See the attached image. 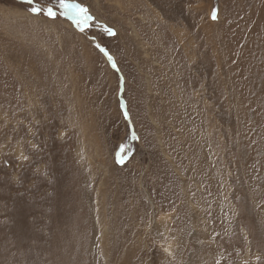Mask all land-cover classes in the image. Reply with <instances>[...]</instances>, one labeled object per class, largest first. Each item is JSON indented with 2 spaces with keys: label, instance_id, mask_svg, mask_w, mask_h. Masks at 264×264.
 Segmentation results:
<instances>
[{
  "label": "rangeland",
  "instance_id": "rangeland-1",
  "mask_svg": "<svg viewBox=\"0 0 264 264\" xmlns=\"http://www.w3.org/2000/svg\"><path fill=\"white\" fill-rule=\"evenodd\" d=\"M141 1L175 37L126 0H78L84 33L0 0V264H264V0Z\"/></svg>",
  "mask_w": 264,
  "mask_h": 264
},
{
  "label": "snow or ice",
  "instance_id": "snow-or-ice-1",
  "mask_svg": "<svg viewBox=\"0 0 264 264\" xmlns=\"http://www.w3.org/2000/svg\"><path fill=\"white\" fill-rule=\"evenodd\" d=\"M24 2L28 5V11L36 17L43 16L50 20H56L57 18H64L71 21L72 25L81 33H84L89 27H91V23L94 20V17L90 14L89 9L84 6L82 3L78 2V0H24ZM218 9L213 8L211 13V19L217 20L218 18ZM110 36H114L116 33L110 27L105 26L103 29ZM97 49L102 52L111 63L112 67L119 71L117 65L113 59V57L108 53L107 49L102 47L100 44H96ZM122 108H125L123 113L126 121L130 120L129 113L126 110L124 104H121ZM134 139H138L133 135ZM130 149L121 145L119 151L117 152V163L123 164L125 159L127 158V153ZM27 159V157H23ZM166 252L169 255H172L170 249L166 248Z\"/></svg>",
  "mask_w": 264,
  "mask_h": 264
},
{
  "label": "bare ground",
  "instance_id": "bare-ground-1",
  "mask_svg": "<svg viewBox=\"0 0 264 264\" xmlns=\"http://www.w3.org/2000/svg\"><path fill=\"white\" fill-rule=\"evenodd\" d=\"M116 4V3H115ZM161 11H163L164 13L166 12V16L168 17V18H173L174 16H168V11H170L171 10V7L170 6H168L167 4H165L164 6H161ZM144 11V10H147V12H146V14L149 16V22H148V25L149 24H157V27H156V29L155 30H152V31H150V29L149 30H147L146 28H147V22L145 21H143L141 24H140V29L144 32L143 33V35H144V37L145 38H150L151 39V41L152 42H154V41H156V42H158V43H160V38H159V33L161 32V33H165V32H168V33H170L172 36L174 35V37H175V32L174 31H172V32H170V30H171V28H172V25L174 24V21L173 22H168V20H170V19H168L167 18V21L166 20H162V18H161V15H160V13H159V11L158 10H155L154 8H151V7H149L148 6V4L145 2H142L141 0H126V3L124 4V8H123V12L124 11ZM122 12V13H123ZM134 13V12H133ZM142 15V14H141ZM143 17L142 18H144V15H142ZM145 19V18H144ZM128 21V20H127ZM151 26V25H150ZM179 32H181V31H176V40H175V42L177 43V44H181V45H183V43H181L180 42V33ZM121 33H122V31H121ZM138 33V32H137ZM135 34H136V31H135ZM173 40V39H172ZM174 41V40H173ZM157 44V43H156ZM170 46V45H169ZM132 49V48H131ZM135 50V49H134ZM163 50V49H162ZM179 50H180V53L182 54V55H185L184 53H185V51H187V49L186 48H179ZM133 51V50H132ZM155 52V51H154ZM137 53V52H136ZM174 53V52H173ZM147 54V53H146ZM161 54V53H160ZM172 55V54H171ZM190 55V54H189ZM160 56V55H159ZM176 56H179V55H176ZM164 57V56H163ZM185 57V56H184ZM145 58V57H144ZM160 58H162V57H160ZM175 58H177V57H175ZM186 58H189V59H191V56H189V57H186ZM156 59H159V58H156ZM155 59V60H156ZM145 60V59H144ZM167 60V59H166ZM175 61V60H174ZM180 60L178 59V62H179ZM158 62V61H157ZM163 62V61H162ZM168 62V61H167ZM166 62V63H167ZM183 63V62H182ZM160 64H161V62H160ZM172 65H176L175 63H171ZM192 64H193V62L191 61L190 62V66H192ZM164 65V64H163ZM167 65V64H166ZM171 66V65H170ZM179 66V65H178ZM165 67H167V66H165ZM180 67V66H179ZM151 68V67H150ZM157 68V67H156ZM159 69V68H158ZM168 69V68H167ZM170 69V68H169ZM181 69H182V67H181ZM157 70V69H156ZM163 70V69H162ZM186 70V69H185ZM165 71V70H164ZM159 72V71H158ZM178 72V71H177ZM183 72V71H182ZM151 74V73H150ZM164 75V74H163ZM167 75H168V73H167ZM178 75V74H177ZM152 76V75H151ZM159 76V75H158ZM157 76V77H158ZM153 77V76H152ZM156 77V78H157ZM160 77V76H159ZM170 79H172V78H170ZM182 79V78H181ZM151 80V79H150ZM156 80V79H155ZM177 80V79H176ZM158 81H160V80H158ZM165 81V80H164ZM163 81V82H164ZM167 81V80H166ZM170 81H172V80H170ZM157 82V81H156ZM168 82V81H167ZM180 82V81H179ZM169 83V82H168ZM173 83V82H172ZM164 84V83H163ZM176 84V83H175ZM159 85V84H158ZM181 85V84H180ZM179 85V86H180ZM151 86H152V84H151ZM154 86V85H153ZM152 88V87H151ZM156 88V87H155ZM170 88V87H169ZM168 88V89H169ZM172 89V88H171ZM158 90V89H157ZM162 90H163V88H162ZM173 90V89H172ZM171 91V90H170ZM169 92V91H168ZM172 92V91H171ZM176 92H177V90H176ZM173 93V92H172ZM157 94V93H156ZM159 94V93H158ZM165 94V93H164ZM169 94V93H168ZM162 95V94H161ZM148 96H149V94H148ZM152 96V95H151ZM150 96V97H151ZM158 96V95H157ZM168 96V95H167ZM145 97H147V96H145ZM156 97V96H155ZM165 98V97H164ZM170 98V97H169ZM167 100V99H166ZM171 100V99H170ZM155 101H156V98H155ZM167 102H168V100H167ZM149 103V102H148ZM163 103V102H162ZM153 105H154V103H153ZM166 105H168V104H166ZM175 105V104H174ZM156 106V105H155ZM160 106V105H159ZM151 107V106H150ZM168 107V106H167ZM173 107V106H172ZM172 107H170V108H172ZM159 110V109H158ZM162 110H164V109H162ZM177 110V109H176ZM147 111V110H146ZM185 111V110H184ZM158 112H160V111H158ZM163 112V111H162ZM154 113H155V111H154ZM168 113V112H167ZM170 113V112H169ZM193 113V112H192ZM157 114V113H156ZM159 114V113H158ZM173 114V113H172ZM180 115H182V114H180ZM151 116V115H150ZM172 116V115H171ZM169 117V118H172V117ZM164 117V116H163ZM160 118V117H159ZM177 118H178V115H177ZM184 118V117H183ZM188 118H191V117H188ZM154 119H155V117H154ZM180 119V118H179ZM192 119V118H191ZM171 120V119H170ZM178 120V119H177ZM187 120V119H186ZM192 120H194V119H192ZM181 121H184V120H181ZM160 122V121H159ZM165 122V121H164ZM189 122V121H188ZM192 122V121H191ZM190 122V123H191ZM166 123V122H165ZM233 123V122H232ZM164 124V123H163ZM176 124H178V123H176ZM158 125V124H157ZM170 125V124H169ZM180 125H182V124H180ZM185 125H187V124H185ZM87 126V125H86ZM90 126V125H89ZM192 126V125H191ZM157 127V126H156ZM170 127V126H169ZM182 127V126H181ZM185 128V127H184ZM160 129V128H159ZM172 129V128H171ZM183 129V128H182ZM180 130V129H179ZM184 130V129H183ZM188 130V129H187ZM189 131V130H188ZM234 131V130H233ZM163 132V131H162ZM186 133V132H185ZM190 133H191V131H190ZM160 134V133H159ZM169 134V133H168ZM89 135V134H88ZM192 135V134H191ZM238 135V134H237ZM167 136V135H166ZM169 136V135H168ZM167 136V137H168ZM179 136V135H178ZM186 136V135H185ZM190 136V135H189ZM171 137V136H170ZM183 137V136H182ZM240 137V136H239ZM189 138V137H188ZM89 139H91L90 138V135H89ZM96 139V138H95ZM163 139V138H162ZM168 139V138H167ZM191 140V139H190ZM92 141H93V139H92ZM95 141V140H94ZM93 141V142H94ZM194 141V140H193ZM90 143H91V141H89ZM100 142V141H99ZM183 142V141H182ZM89 143V144H90ZM96 143V142H95ZM94 143V144H95ZM171 144V143H170ZM229 144V143H228ZM165 145V144H164ZM163 145V146H164ZM168 145V144H167ZM185 146V145H184ZM188 146V145H187ZM195 146V145H194ZM198 147V146H197ZM191 148V147H190ZM193 148V147H192ZM168 149V148H167ZM170 149V148H169ZM101 150V149H100ZM171 150V149H170ZM187 150H189V149H187ZM99 151V150H98ZM199 151V150H198ZM174 152V151H173ZM95 153V152H94ZM104 153V152H103ZM164 153V152H163ZM166 153H168V152H166ZM97 154V153H96ZM84 155V154H83ZM82 155V156H83ZM200 155H202V153L200 154ZM81 156V155H80ZM88 156V155H87ZM108 156V155H107ZM95 157V156H94ZM190 158V157H189ZM79 159H81V158H79ZM90 159V158H89ZM168 159V158H167ZM196 159V158H195ZM203 161H204V163H205V167H204V169L206 170V165H207V161L209 160L205 155L203 156ZM226 159V158H225ZM239 159V158H238ZM194 160V159H193ZM198 160V159H197ZM196 160V161H197ZM201 160V159H200ZM224 160V159H223ZM94 161H95V159H94ZM108 161V160H107ZM168 161V160H167ZM187 161V160H186ZM173 162V161H172ZM209 162H211V161H209ZM222 162V161H221ZM105 163V162H104ZM176 163V162H175ZM178 163V162H177ZM176 163V164H177ZM172 164V163H171ZM184 164V163H183ZM191 164V163H190ZM199 164H200V162H199ZM231 164V163H230ZM89 165V164H88ZM92 165V164H91ZM97 165V164H96ZM194 165V164H193ZM192 165V166H193ZM185 166V165H184ZM203 166V165H202ZM88 167V166H87ZM101 167V166H100ZM97 168V167H96ZM99 168V167H98ZM175 168V167H174ZM184 168V167H183ZM209 168V167H208ZM235 168V167H234ZM180 169V168H179ZM203 169V170H204ZM187 170V169H186ZM200 170V169H199ZM101 171V170H100ZM190 171V170H189ZM207 171V170H206ZM178 172V171H177ZM195 172V171H194ZM200 173H201V171H199ZM208 173H210L211 174V177H212V179H214V177H213V175L212 174H214V175H219V173L218 172H212V170H209V171H207ZM191 173V172H190ZM196 173V172H195ZM207 173V174H208ZM103 174V173H102ZM109 174V173H108ZM177 174V173H176ZM185 174V173H184ZM97 175H99V174H97ZM107 175V174H106ZM190 175V174H189ZM194 175V174H193ZM192 176V175H191ZM184 177H185V175H184ZM196 177V176H195ZM207 177V176H206ZM209 177V176H208ZM181 178V177H180ZM179 178V180H181ZM187 178V177H186ZM199 178V177H198ZM219 178H220V176H219ZM88 179V178H87ZM191 179V178H190ZM201 179V178H200ZM211 179V178H210ZM238 179V178H237ZM95 180V179H94ZM105 180V179H104ZM183 180V179H182ZM216 180H217V177H216ZM206 181V180H205ZM208 181V180H207ZM214 181V180H213ZM227 181V180H226ZM189 182V181H188ZM192 182V181H191ZM201 182H203V181H201ZM215 182H217V181H215ZM186 183V182H185ZM211 183V182H210ZM93 185H94V183H93ZM184 185V184H183ZM191 185V184H190ZM190 187V186H189ZM224 187V186H223ZM184 188V187H183ZM188 188V187H187ZM192 188V187H191ZM190 189V188H189ZM184 190V189H183ZM192 190L193 189H191V192H192ZM107 191V190H106ZM205 191V190H204ZM190 192V191H189ZM185 196V195H184ZM187 196V195H186ZM208 197V196H207ZM200 198V197H199ZM202 198H204V197H202ZM201 198V199H202ZM235 199V198H234ZM204 200V199H203ZM189 201V200H188ZM206 201V200H205ZM235 201V200H234ZM211 202V201H210ZM157 230L159 231V232H161V229H159V228H157ZM160 264V263H159Z\"/></svg>",
  "mask_w": 264,
  "mask_h": 264
}]
</instances>
